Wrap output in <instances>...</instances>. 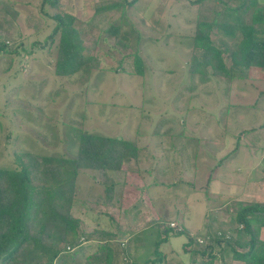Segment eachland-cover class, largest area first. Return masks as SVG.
I'll return each mask as SVG.
<instances>
[{
	"label": "rangeland",
	"instance_id": "obj_1",
	"mask_svg": "<svg viewBox=\"0 0 264 264\" xmlns=\"http://www.w3.org/2000/svg\"><path fill=\"white\" fill-rule=\"evenodd\" d=\"M194 1L59 0L55 7L0 0V44L7 46L0 53V167H14L17 151L74 157L80 131L139 146L138 158L109 171L116 182L113 206L105 203L97 169L82 168L77 178L71 211L85 231L122 236L111 242L112 264H131L127 251L140 259L153 253L171 222L194 237L189 248L217 234L226 248L237 237L233 204L264 199V68L234 70L229 78L202 65L196 22L213 21L217 9L211 0ZM111 2L121 5L97 9ZM55 12L77 18L85 54L96 55L99 68L55 73L59 36L49 39ZM245 16L250 20L251 13ZM111 26H119L117 36ZM210 33L221 48L235 46L217 25ZM118 38L127 47L116 45ZM136 52L143 75L134 73ZM192 55L197 73L190 71ZM223 57L230 66L229 54ZM251 174L257 187L247 182ZM260 234L264 238V228ZM83 236L79 246L66 247L68 254L78 252L69 263L81 264L97 251L100 237ZM186 240L173 236L157 245L180 248ZM216 257L214 264H221Z\"/></svg>",
	"mask_w": 264,
	"mask_h": 264
},
{
	"label": "trees",
	"instance_id": "obj_2",
	"mask_svg": "<svg viewBox=\"0 0 264 264\" xmlns=\"http://www.w3.org/2000/svg\"><path fill=\"white\" fill-rule=\"evenodd\" d=\"M201 1L207 0H195L194 3ZM211 1L216 4V17L211 22L199 19L193 38L194 48L202 50L201 64L209 67L212 74L229 78L235 75L234 70L241 72L251 66L264 68V2ZM229 1H234V6ZM46 4L58 7L59 0H42V5ZM120 5L119 2H111L97 9H112ZM248 13H251L250 20L245 16ZM219 17L222 19L219 20ZM53 19L55 26L49 39L54 41L59 36L55 73L72 75L81 70L99 68V58L91 52L85 54L89 47L76 26L77 18L70 13L55 12ZM215 25L225 35L233 37L234 47L221 48L215 43L210 33L211 27ZM109 30L116 36L119 34V26H111ZM115 42L116 45L127 47L120 38ZM6 47L0 44V53ZM224 53L229 54L230 66L224 60ZM197 63L198 57L192 55V73L198 72ZM134 68V73L144 74L143 59L138 52L134 54ZM77 138L79 144L74 157L17 151L14 167H0V264L76 263L78 252L68 254L66 247L79 246L81 235H84V239L100 237L97 251L87 254L81 264L113 263L115 250L111 242L122 236L104 230L85 231L81 220L71 211L77 178L82 168L97 169L105 185V203L113 206L116 182L109 171L119 170L124 161L138 158L140 149L136 141L124 137L80 131ZM211 180L212 174L208 184ZM233 212L237 237L225 243L229 250L220 241L223 236L217 234L215 239L210 238L205 245L198 244L194 250L204 257L200 264H214V245L225 252L231 251L245 264H264V238L260 234L264 228V202L236 201ZM170 230L176 235H187L190 245L195 242L183 226L174 228L166 224V234ZM161 239L158 238L156 244ZM63 244L65 247L61 248ZM234 246L245 251L239 252ZM184 247L187 246L184 244Z\"/></svg>",
	"mask_w": 264,
	"mask_h": 264
},
{
	"label": "crops",
	"instance_id": "obj_3",
	"mask_svg": "<svg viewBox=\"0 0 264 264\" xmlns=\"http://www.w3.org/2000/svg\"><path fill=\"white\" fill-rule=\"evenodd\" d=\"M254 155H256V152L254 153ZM261 157H262L261 160H263L264 159L263 152H262ZM262 177H264V175ZM255 181H259V180L254 179L251 174L247 182H251L253 184V187H257L255 186ZM263 184H264V179H263ZM255 202H264V199H261L260 201L255 200ZM160 231L162 233L159 238L166 239V238L173 237V236H179V235L171 233L173 232L172 230H170L169 233L167 234L164 230L163 231L160 230ZM182 235H185V234H182ZM185 237H187V235H185ZM160 244H161V241L159 245ZM184 244L187 246V248L184 247ZM188 244L189 243H188V237H187V240L181 243L180 248H178V246L177 247L172 246L171 242L169 244L166 243L165 246H163V248H160L159 245L156 244L157 246L154 245V249H155L154 252L151 253L150 255L148 254L146 257H143L142 259H140L139 253L137 254V256L134 257L133 254L127 251V256L130 257L131 262H132L131 264H200L203 261L204 257L199 252L196 254L194 250L197 248H194V246L189 248ZM134 246L137 249L135 244ZM236 250L239 252L245 251V250H239L238 248ZM214 255L216 256L218 255V257L220 258L221 264H232L234 262L243 264V261L240 259H237L231 251L225 252L223 250L221 251L219 250V252L216 253L214 250Z\"/></svg>",
	"mask_w": 264,
	"mask_h": 264
},
{
	"label": "built area",
	"instance_id": "obj_4",
	"mask_svg": "<svg viewBox=\"0 0 264 264\" xmlns=\"http://www.w3.org/2000/svg\"><path fill=\"white\" fill-rule=\"evenodd\" d=\"M170 224H171V225H170L171 227H175V226H174V225H175L174 222H171Z\"/></svg>",
	"mask_w": 264,
	"mask_h": 264
},
{
	"label": "clouds",
	"instance_id": "obj_5",
	"mask_svg": "<svg viewBox=\"0 0 264 264\" xmlns=\"http://www.w3.org/2000/svg\"><path fill=\"white\" fill-rule=\"evenodd\" d=\"M170 225V224H169ZM175 228V227H174Z\"/></svg>",
	"mask_w": 264,
	"mask_h": 264
}]
</instances>
